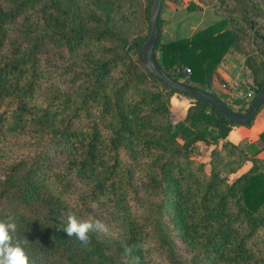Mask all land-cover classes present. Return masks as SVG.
I'll return each mask as SVG.
<instances>
[{
    "label": "trees",
    "instance_id": "16d2710c",
    "mask_svg": "<svg viewBox=\"0 0 264 264\" xmlns=\"http://www.w3.org/2000/svg\"><path fill=\"white\" fill-rule=\"evenodd\" d=\"M243 1L162 43L163 0L152 52L169 78L231 111L210 86L226 54L255 44L231 26L256 23L258 4ZM139 2L0 0V221L15 218L28 264H264V132L235 145L227 136L241 124L153 77L137 58L152 0L141 11ZM256 58L245 61L250 104L264 86ZM175 94L190 100L178 121ZM70 213L114 233L90 230L84 245L63 231Z\"/></svg>",
    "mask_w": 264,
    "mask_h": 264
},
{
    "label": "crops",
    "instance_id": "0c3cea01",
    "mask_svg": "<svg viewBox=\"0 0 264 264\" xmlns=\"http://www.w3.org/2000/svg\"><path fill=\"white\" fill-rule=\"evenodd\" d=\"M192 2H194L193 4H195V6H198L196 10L189 9V6ZM206 18L213 21V24L222 20L221 15L216 12L215 2L209 5H202L194 0H164L163 9L160 15V20L162 22L161 42L167 43L192 37L195 33L212 25L211 24L205 28H199L200 23ZM188 19L199 20V23L190 25L187 23L186 25L185 21ZM232 54H226L222 62L224 63L225 59L235 62L232 58L235 56V53ZM220 65L217 69V77L213 78L212 84L210 86V91L217 95V97L218 95L226 96V92L225 90L220 89L216 85V82L219 81L224 85L225 82L229 81V77L222 73ZM189 105V100L181 95L175 94L171 98V111L179 115L177 120H181L183 118L184 112ZM227 106L229 105L227 104ZM263 109L264 107L255 115L251 126L240 125L232 127L227 136L228 141L235 145H238L241 142H257L260 133L264 132V115L262 114ZM258 158L264 161V150L259 153ZM249 166L250 164L246 163V165L241 169L240 173L245 172Z\"/></svg>",
    "mask_w": 264,
    "mask_h": 264
},
{
    "label": "rangeland",
    "instance_id": "374dc122",
    "mask_svg": "<svg viewBox=\"0 0 264 264\" xmlns=\"http://www.w3.org/2000/svg\"><path fill=\"white\" fill-rule=\"evenodd\" d=\"M225 1L231 2L232 0L214 1L216 3V6L220 8L219 10L223 13L224 16H226ZM243 2L246 3V0H244ZM255 2L258 4V7L256 8V11L258 12V16L256 17L257 18L256 23L254 22L253 24H249L248 20L251 22L250 19H248L247 21L244 19L238 22H234V21L231 22V26H233V28L235 27V29H238L241 36L246 38L251 37V39L255 41V44L249 46L246 45L247 47L243 48V53L245 51L243 55L233 52L235 53V56H233L232 58L235 62L225 59L224 63L222 62L223 65L222 64L220 65V69L222 70L223 74H226L229 77V81L225 82L224 85L221 84V82L219 81L216 82V85L220 89L225 90L226 92V96L218 95V98L219 99L222 98L221 99L223 100L222 102L224 104L227 103L234 112H240V113H244L246 111V109L249 107L250 101L253 99L255 95L252 85V76L250 71L248 70L247 65L245 64V61L250 57L253 58V55H255V57L257 56L254 62V64L256 65L257 63H259V61L263 60V55H264V45L261 42L255 40V38L253 37L254 33H258V35H264V0H255ZM148 3H149L148 0H140L138 9L140 11L143 10L145 7L148 6ZM235 8H237L236 5ZM236 14L237 15L241 14V11L238 10V8L236 9ZM187 23L189 25L197 24L199 23V20L188 19L185 21L186 25ZM211 24H213V21L206 18L200 23L199 28H205ZM133 28L135 32L144 35L146 34L148 29L147 22L145 20H141V19L139 20L138 18H136L133 22ZM188 74L189 73H187V75ZM172 114L174 121H178L177 119L179 118V115L174 112H172ZM262 114L264 115V109L262 111ZM241 143L246 144L248 142H241ZM202 151H203L202 158L207 160L208 151L205 149H202ZM103 224L106 227V231H98V233L106 236H111V234L114 233L113 225L112 224L108 225L106 224V222H103Z\"/></svg>",
    "mask_w": 264,
    "mask_h": 264
},
{
    "label": "water",
    "instance_id": "95a60500",
    "mask_svg": "<svg viewBox=\"0 0 264 264\" xmlns=\"http://www.w3.org/2000/svg\"><path fill=\"white\" fill-rule=\"evenodd\" d=\"M162 2L163 0H152L149 10L150 32L147 39L138 49L137 58L139 62L164 87L175 90L191 98H197L205 101L230 123L246 125L249 122H251L255 118V115L259 107L264 103V86L260 88V90L255 96L254 101L249 105L246 111L244 113L239 114L229 110L211 94L184 86L183 84L178 83L172 80L171 78H169L161 70L159 64L153 58L152 52L159 37L158 17L161 12ZM263 60H264V55H263Z\"/></svg>",
    "mask_w": 264,
    "mask_h": 264
},
{
    "label": "clouds",
    "instance_id": "9594fccd",
    "mask_svg": "<svg viewBox=\"0 0 264 264\" xmlns=\"http://www.w3.org/2000/svg\"><path fill=\"white\" fill-rule=\"evenodd\" d=\"M106 231L105 225L96 220L90 219L80 220L75 214L67 216V225L63 231L68 237L75 236L76 239L84 245L91 242L88 235L90 230ZM17 230L15 218L9 216L6 221H0V264H28V257L21 246L17 242H13V233Z\"/></svg>",
    "mask_w": 264,
    "mask_h": 264
},
{
    "label": "built area",
    "instance_id": "2783aa9c",
    "mask_svg": "<svg viewBox=\"0 0 264 264\" xmlns=\"http://www.w3.org/2000/svg\"><path fill=\"white\" fill-rule=\"evenodd\" d=\"M185 71H186L187 73H190L189 69H185Z\"/></svg>",
    "mask_w": 264,
    "mask_h": 264
}]
</instances>
